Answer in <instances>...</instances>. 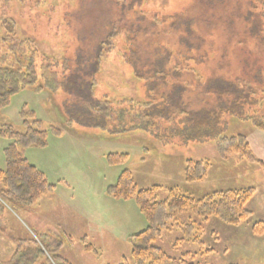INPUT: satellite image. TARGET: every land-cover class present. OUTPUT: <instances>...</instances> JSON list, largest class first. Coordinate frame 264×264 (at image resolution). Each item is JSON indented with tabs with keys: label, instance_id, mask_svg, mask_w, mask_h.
<instances>
[{
	"label": "rangeland",
	"instance_id": "1",
	"mask_svg": "<svg viewBox=\"0 0 264 264\" xmlns=\"http://www.w3.org/2000/svg\"><path fill=\"white\" fill-rule=\"evenodd\" d=\"M194 1L198 6L193 5ZM204 1L144 3L146 9L162 15L185 11L193 5L192 15L199 30L212 28L206 35L204 50L193 52L201 62H191L196 74L251 81L243 68L246 63L251 70L264 63V39L247 34L242 20L229 21L230 14L240 13L250 0ZM258 1L251 2L261 7ZM0 6L15 21L18 37L35 42L39 50L36 72L43 73L47 64L43 63L44 57L58 61L50 69L57 71L58 78H66V85L55 92L22 90L0 110V126L9 124L17 131L26 130L24 120L31 123L35 118L44 122V128H62L58 136L49 132L44 147H18L28 162L45 174L52 191L35 204L16 210L0 199L5 204L0 212V264H57L53 254L66 257L71 264H131L133 236L147 228L148 222L135 195L123 200L108 193L124 169L131 170L138 189L157 187V200L168 199L173 189L200 198L214 191L254 187L255 193L247 203L252 216L247 221L235 225L217 216L206 221L190 211L177 212L153 244L176 259L189 255L187 260L197 264H264V231L254 230L255 223H264V131L245 118V113L252 116L264 112V86L256 83V90L253 88L259 105L254 101L252 106H231V110L217 111L219 115L215 116L209 105H197L196 109H204V113L185 116L175 112L176 106L163 107L168 87L160 85L157 92L150 93L147 85L135 77L133 68L122 58V48L126 47L123 35L116 39L118 46L105 53L98 71L74 65L79 49L83 51L86 42L99 35L96 27L99 29L106 19L105 11L107 14L113 9L111 3L7 0ZM173 37L165 39L172 41ZM66 58L70 62L63 66ZM176 61L186 65L181 55L174 57L173 63ZM175 91L173 96H178L180 87ZM91 99L151 101L158 110L164 109L161 117L166 119H159V126L149 130L122 131L118 124L129 127L131 122L104 120L101 112L91 108L88 113L86 103ZM29 110L35 115L26 119L22 112ZM234 135L246 137L260 163L244 161L235 154H219L217 138ZM10 142L8 137L0 138V168L5 166L4 149ZM111 153H127L128 157L122 164H113L108 158ZM201 159L210 160L208 173L201 180L188 182L186 162ZM193 223V230L187 232V224ZM83 237L96 252L85 249Z\"/></svg>",
	"mask_w": 264,
	"mask_h": 264
},
{
	"label": "trees",
	"instance_id": "2",
	"mask_svg": "<svg viewBox=\"0 0 264 264\" xmlns=\"http://www.w3.org/2000/svg\"><path fill=\"white\" fill-rule=\"evenodd\" d=\"M5 1L7 0H0V3ZM25 1L21 0V2ZM206 1L211 3L213 0ZM206 1L202 3L208 4ZM251 1L253 0H250L240 13L237 12L235 15L231 13L232 18L229 21L232 22L234 18L242 20L247 34L258 40L264 39V1H258L261 7L253 6L257 2ZM102 2L111 3L113 9H109L107 14V10L105 11L103 17L106 19L102 21L99 29L96 27V33L100 31L99 35L86 42L83 51L82 48L79 49L74 65L92 72L98 71L105 53L111 51L112 47L118 46L116 39L123 35L126 47L122 46V58L133 68L135 77L147 85L150 93L157 92L160 85L168 87L165 93L167 103L163 107L176 106L175 112L188 116L193 112L204 113V109H196L197 105H209L210 113H214L215 116V113L219 115L217 111L231 110V106L240 104L252 106L254 101L260 104L259 100L253 97L255 95L253 88L256 90V83L261 84L258 87L264 86V63L252 70L251 65L246 63L243 70L251 81H243L238 77L233 81L215 75L203 78L191 67V62L195 65L201 63L197 61L193 52L204 50V45L207 44L206 35L212 30V28L199 30L197 19L192 15L193 7L198 4L197 1H194L193 7L188 6L185 11L163 15L146 9L144 0H102ZM204 18H207L205 14ZM169 35L176 38L173 37L175 39L172 41L166 40L165 37ZM38 53L34 41L18 37L15 21L7 15L6 9L0 6V110L7 107L12 97L22 90L32 88L55 92L57 88L66 85V78L64 76L58 78L57 71L50 69L52 65L56 67L58 61L43 57V63H47L44 64L43 73L39 75L36 72ZM177 55H181L186 60V65L179 61L173 63ZM67 61L70 62V59L63 60V66H68ZM247 65L250 70L247 69ZM152 83H154L153 88L149 87ZM176 87H180V93L178 96H173ZM86 104L89 108L88 113L92 110L101 112L104 120H113L117 123L131 122L129 127L118 124L122 131L149 130L159 126V119H166L161 117L165 115L164 109L158 110L157 105H153L151 101L102 99L92 100ZM22 115L24 118L33 117L35 112L24 111ZM245 115L246 119L251 120L258 129L264 131V112L253 113L252 116L248 113ZM69 120L67 119V122ZM24 121L26 130L23 132L15 130L9 124L0 126V138L4 136L11 140L4 149L5 166L0 168V199L8 202L15 210L35 204L43 195L52 191V185L49 184L45 174L29 163L18 147H44L48 144L50 131L57 136L62 134L61 127L51 125L49 129L44 128V122L39 119L35 118L31 123H28V120ZM158 135L163 134L159 132ZM217 149L222 157L235 154L247 162H261L254 156L243 135L219 136ZM127 157V153H111L108 156L109 162L113 164H122ZM211 165L208 159L188 160L185 167L186 180L192 182L203 179ZM156 191L157 187L138 189L129 169H124L116 184L108 189V193L117 199L127 200L135 195L136 203L148 222L147 228L133 236L131 264H197L187 260L189 255L176 259L153 244L161 237L163 228L169 220H172L174 213L190 211L206 221L211 216H217L222 221L235 225L247 221L252 216L247 203L255 193L254 187L214 191L200 198L173 189L170 197L165 200H157ZM4 207L5 204L0 201V212ZM187 226L189 227L187 232H190L194 223ZM199 228H202V224H199ZM263 229L264 223L254 224L256 233H262ZM82 240L87 251L96 252L86 237ZM53 257L57 264H71L70 260L62 255L53 254Z\"/></svg>",
	"mask_w": 264,
	"mask_h": 264
},
{
	"label": "crops",
	"instance_id": "3",
	"mask_svg": "<svg viewBox=\"0 0 264 264\" xmlns=\"http://www.w3.org/2000/svg\"><path fill=\"white\" fill-rule=\"evenodd\" d=\"M0 225H1V223H0ZM1 226H3V225H1Z\"/></svg>",
	"mask_w": 264,
	"mask_h": 264
}]
</instances>
